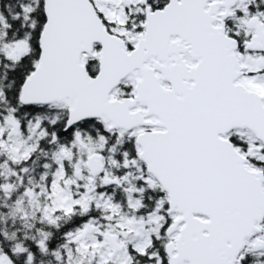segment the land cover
Listing matches in <instances>:
<instances>
[{"label":"snow or ice","instance_id":"snow-or-ice-1","mask_svg":"<svg viewBox=\"0 0 264 264\" xmlns=\"http://www.w3.org/2000/svg\"><path fill=\"white\" fill-rule=\"evenodd\" d=\"M0 264H264V0H0Z\"/></svg>","mask_w":264,"mask_h":264}]
</instances>
